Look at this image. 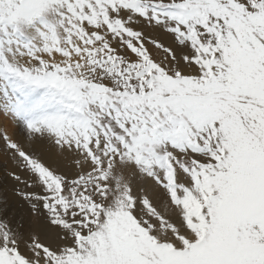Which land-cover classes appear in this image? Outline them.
Returning <instances> with one entry per match:
<instances>
[{
    "label": "snow or ice",
    "instance_id": "snow-or-ice-1",
    "mask_svg": "<svg viewBox=\"0 0 264 264\" xmlns=\"http://www.w3.org/2000/svg\"><path fill=\"white\" fill-rule=\"evenodd\" d=\"M0 166V264H264V0H0Z\"/></svg>",
    "mask_w": 264,
    "mask_h": 264
},
{
    "label": "crops",
    "instance_id": "crops-1",
    "mask_svg": "<svg viewBox=\"0 0 264 264\" xmlns=\"http://www.w3.org/2000/svg\"><path fill=\"white\" fill-rule=\"evenodd\" d=\"M0 187H2V189H7V190L9 188L8 194L11 195V187H12L11 182L5 183L3 179H1V176H0Z\"/></svg>",
    "mask_w": 264,
    "mask_h": 264
},
{
    "label": "rangeland",
    "instance_id": "rangeland-1",
    "mask_svg": "<svg viewBox=\"0 0 264 264\" xmlns=\"http://www.w3.org/2000/svg\"><path fill=\"white\" fill-rule=\"evenodd\" d=\"M161 35V38L163 39V40H165V42H168V43H170L171 42V38L170 37H166V36H163V34H160ZM17 132H18V130H16ZM0 169H2V166H0ZM8 183V182H7ZM0 189H2V187H0ZM8 190H9V188H8Z\"/></svg>",
    "mask_w": 264,
    "mask_h": 264
},
{
    "label": "bare ground",
    "instance_id": "bare-ground-1",
    "mask_svg": "<svg viewBox=\"0 0 264 264\" xmlns=\"http://www.w3.org/2000/svg\"><path fill=\"white\" fill-rule=\"evenodd\" d=\"M10 127H11V126H10ZM1 174H3V173H2V169H0V176H1V179H2V175H1Z\"/></svg>",
    "mask_w": 264,
    "mask_h": 264
}]
</instances>
